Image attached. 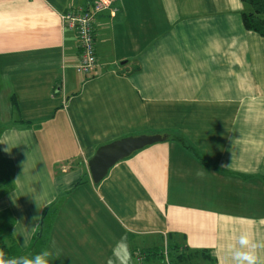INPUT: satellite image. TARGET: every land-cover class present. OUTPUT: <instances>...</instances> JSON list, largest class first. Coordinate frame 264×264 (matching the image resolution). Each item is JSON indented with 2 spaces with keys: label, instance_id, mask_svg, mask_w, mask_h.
<instances>
[{
  "label": "crops",
  "instance_id": "0c3cea01",
  "mask_svg": "<svg viewBox=\"0 0 264 264\" xmlns=\"http://www.w3.org/2000/svg\"><path fill=\"white\" fill-rule=\"evenodd\" d=\"M242 2L116 0L96 15L84 78L62 14L92 0H0V72L21 119L0 137L16 173L6 203L20 228L39 223L25 235L37 252L54 240L53 262L107 264L124 236L131 264L135 246L151 264L168 242L191 254L181 264H223L242 229L264 239V36ZM153 133L167 139L93 182L100 146Z\"/></svg>",
  "mask_w": 264,
  "mask_h": 264
},
{
  "label": "clouds",
  "instance_id": "9594fccd",
  "mask_svg": "<svg viewBox=\"0 0 264 264\" xmlns=\"http://www.w3.org/2000/svg\"><path fill=\"white\" fill-rule=\"evenodd\" d=\"M39 229L40 225L36 223L31 228V232L36 233ZM59 257L60 250L56 247L54 240L49 247L34 255L9 256L3 249H0V264H52ZM107 264H131L127 237L122 236L116 242ZM223 264H264V239H257L250 228L242 229L235 237V244L227 246Z\"/></svg>",
  "mask_w": 264,
  "mask_h": 264
},
{
  "label": "trees",
  "instance_id": "16d2710c",
  "mask_svg": "<svg viewBox=\"0 0 264 264\" xmlns=\"http://www.w3.org/2000/svg\"><path fill=\"white\" fill-rule=\"evenodd\" d=\"M241 1H243L242 3L245 6V9L242 11L244 27L247 30L257 32L261 36H264V0ZM14 174H16L14 162L0 153V198L13 190ZM16 220L10 208L0 209V249H3L9 256L27 254L13 234ZM165 247L168 248L167 251L172 264H181L184 258H188L191 255L188 252H184L185 249L177 243L173 245L168 242ZM203 252L205 253L206 250ZM207 256L209 257L208 254ZM211 258L209 257V259Z\"/></svg>",
  "mask_w": 264,
  "mask_h": 264
},
{
  "label": "built area",
  "instance_id": "2783aa9c",
  "mask_svg": "<svg viewBox=\"0 0 264 264\" xmlns=\"http://www.w3.org/2000/svg\"><path fill=\"white\" fill-rule=\"evenodd\" d=\"M116 0H92L91 5L85 9L68 10L62 14L64 26L76 30L79 47L80 60L76 66V70L82 77H91L94 75L97 66L96 47L94 39L95 19L96 15L104 10H110L113 15L118 12L115 5ZM168 249V248H167ZM167 255V264H172Z\"/></svg>",
  "mask_w": 264,
  "mask_h": 264
},
{
  "label": "rangeland",
  "instance_id": "374dc122",
  "mask_svg": "<svg viewBox=\"0 0 264 264\" xmlns=\"http://www.w3.org/2000/svg\"><path fill=\"white\" fill-rule=\"evenodd\" d=\"M70 10H74V9L71 8ZM65 13H63V14H65ZM69 29H71V28H69ZM71 30H73L74 33H75V36H77V32H76L75 28L74 29H71ZM9 91H10V88H9V86L7 84V81H5L3 79L2 73L0 72V137H2V135L7 130V128H9L7 126L10 125V123L16 122L18 120H21V119H19L18 113L16 111H14V113H13L14 115H12V116L10 115V112L8 111V109L10 107L9 105H11L9 103V99H10V97H9V94H10ZM0 151H1V149H0ZM7 194L6 195H3L0 198V208H8L9 205L6 202L8 201V199L10 200V196H8ZM10 208H14V207H10ZM13 210L14 209H11V211L14 213V215H15V217L17 219L16 222H15V225H14V230H15V232H13L14 237L18 239L17 235L15 234V233H17L20 236L21 242H24L25 243V241H26L25 235L28 234L27 237L31 236L30 235V232H31L30 229L31 228L23 229L25 226H23V228L22 227L20 228L21 225H25V223H24L25 221L22 222V220L25 219V217H23L20 214H18L17 213L18 210L17 211H13ZM27 226L30 227V225H27ZM27 242L28 243L26 245L27 246L26 248H28V249H27L26 252L28 253V255H34V254L38 253L37 252L38 251V246L40 244H42V242L39 241V238L37 236H35L33 239L27 240ZM37 242H39V244ZM166 245H167V243H165V245L162 244L161 246H158V243H155V246H154V249L153 250L146 251L147 253L150 252V255L152 256V258H151L152 263L151 264H167V261H168L167 260V255H165V257L163 255V250L165 252L166 249H167L165 247ZM144 249L145 248L142 247L141 245L134 247V250L137 252L135 254V257L136 256H140V255L143 254L142 255L143 260L139 261L138 264H148L147 261L145 260V257L146 256H144V253H143V250ZM168 257H169V255H168ZM144 261H146V262H144ZM52 264H70V263H64V262L63 263H56V262H52Z\"/></svg>",
  "mask_w": 264,
  "mask_h": 264
},
{
  "label": "water",
  "instance_id": "95a60500",
  "mask_svg": "<svg viewBox=\"0 0 264 264\" xmlns=\"http://www.w3.org/2000/svg\"><path fill=\"white\" fill-rule=\"evenodd\" d=\"M167 137L161 133L126 136L100 146L95 155L88 161L89 171L94 183L98 184L106 178L108 172L119 161L134 152L151 144L165 141Z\"/></svg>",
  "mask_w": 264,
  "mask_h": 264
},
{
  "label": "bare ground",
  "instance_id": "6f19581e",
  "mask_svg": "<svg viewBox=\"0 0 264 264\" xmlns=\"http://www.w3.org/2000/svg\"><path fill=\"white\" fill-rule=\"evenodd\" d=\"M167 254H168V251H167ZM165 255H166V251H165Z\"/></svg>",
  "mask_w": 264,
  "mask_h": 264
}]
</instances>
